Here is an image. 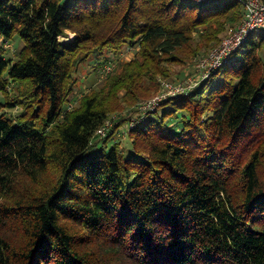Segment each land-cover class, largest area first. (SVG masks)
<instances>
[{"label":"trees","instance_id":"trees-1","mask_svg":"<svg viewBox=\"0 0 264 264\" xmlns=\"http://www.w3.org/2000/svg\"><path fill=\"white\" fill-rule=\"evenodd\" d=\"M243 13L232 0H0V264H264V35L139 114ZM94 54L96 74L113 69L75 96ZM127 121L132 154L106 150Z\"/></svg>","mask_w":264,"mask_h":264},{"label":"built area","instance_id":"built-area-1","mask_svg":"<svg viewBox=\"0 0 264 264\" xmlns=\"http://www.w3.org/2000/svg\"><path fill=\"white\" fill-rule=\"evenodd\" d=\"M195 3H214L223 0H191ZM238 2L243 7L242 19L229 28L227 39L222 41L220 45L210 53L208 56L200 60L198 69L201 74L198 78L189 80L186 83H173L166 82L164 90L157 97L151 98L150 100H143L139 104V114L145 116L148 113L156 110L161 103L170 98L179 95H188L189 92L200 84L202 80L207 79L211 73L225 63L229 62L233 54L240 50L245 43L252 37L253 33L258 29L264 30V0H232ZM104 72L112 70L111 66H106ZM117 117H114V119ZM112 126V120L106 121L105 125L102 126L97 134L105 136L108 129Z\"/></svg>","mask_w":264,"mask_h":264},{"label":"rangeland","instance_id":"rangeland-1","mask_svg":"<svg viewBox=\"0 0 264 264\" xmlns=\"http://www.w3.org/2000/svg\"><path fill=\"white\" fill-rule=\"evenodd\" d=\"M234 25L229 26L227 28V30L224 31V33L221 35L222 39L218 43V45H220L222 43V41L227 39V36H228V33H229V28L234 26ZM262 35H264V30L262 28H258L253 33L251 38L254 40V39H256V38H258V37H260ZM4 46L6 48H8L7 56L13 57L15 52L22 48L23 42H22V40L20 39L19 36H15L12 40L7 41ZM217 46H214L213 48H210L206 52H203L200 55L194 57L192 63H190V64H188L186 66H181V65L172 66V69H173V76L172 77H170V78H159V80L161 82V88H160L159 92L156 93L155 95L151 96V97H148V98L140 100L139 103L141 101H143V100H150L151 98L157 97L164 90V85H165L166 82L183 83L184 84V83L188 82L189 80H193V79L198 78L200 76V74H201V71L197 67L199 65L200 60H202L203 58L208 56L210 53L214 52V50L217 48ZM245 49H246V47H242L241 50L239 51V53H242ZM135 52H136V49H133V50L130 49L129 50L128 48H125L118 55V57L121 58V59L128 60V59L133 57ZM96 56H97L96 54L92 55L88 59L87 62L83 63L80 66V69L78 71L79 81H78V87L76 88V91L74 93L75 96L82 95L84 92L90 90L91 88H94L96 86L102 85L103 82H104V79L107 77L109 72L112 71V70L111 71L108 70V72L106 73V72H104L105 69L102 68V71H100V72H98L96 74L93 71V69H92V65H93V62L95 61ZM262 57L264 59V51L262 53ZM108 66H111V64H108ZM115 66H116V64H115ZM112 68H113V65H112ZM0 97L2 98L1 95H0ZM126 104H127L126 102L122 101V106L123 107H125ZM17 111L19 112V110H9V112H11V113H14V112H17ZM125 111L127 112L126 107H125L123 112H125ZM121 113L119 111L118 112H114L113 115H111V119H114V117H118L119 115H121ZM136 116L137 115H135V114L132 115V117H134V118ZM128 126H130V122L129 121H127L125 123V125L122 128H120V131L115 135V137L108 142L106 150H110L111 147L113 146V144L115 142H117V143L120 144V147L124 151V154L126 156H130L132 154L130 139L126 135V133H124V130H126ZM98 148H101V142H99Z\"/></svg>","mask_w":264,"mask_h":264}]
</instances>
